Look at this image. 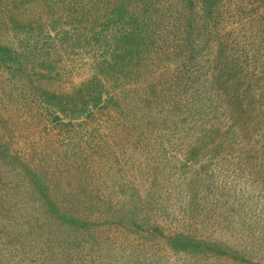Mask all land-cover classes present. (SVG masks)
<instances>
[{
	"label": "rangeland",
	"instance_id": "obj_1",
	"mask_svg": "<svg viewBox=\"0 0 264 264\" xmlns=\"http://www.w3.org/2000/svg\"><path fill=\"white\" fill-rule=\"evenodd\" d=\"M240 2L219 0L218 33L159 29L113 90L100 50L57 41L50 64L28 56L47 79L0 67V264H264V30ZM38 5L0 42L20 46ZM93 77L89 117L37 102Z\"/></svg>",
	"mask_w": 264,
	"mask_h": 264
},
{
	"label": "trees",
	"instance_id": "obj_2",
	"mask_svg": "<svg viewBox=\"0 0 264 264\" xmlns=\"http://www.w3.org/2000/svg\"><path fill=\"white\" fill-rule=\"evenodd\" d=\"M223 1H231L234 5L238 3V0ZM240 1L244 7L260 9L255 24L264 30V0ZM218 2L219 0H0V26L12 24L17 31L20 28V32L18 19L26 13L28 7L40 3L42 10L37 19L27 24L28 29H22L26 35L19 43L20 46L13 48L0 42V67L13 81L15 78L24 81L28 79L32 83V76L37 80L47 79L50 77L49 73L33 72L35 66L28 56L30 54L36 59L41 55L39 57L43 56L46 62L57 41L60 53L65 45L72 47L73 51L100 50L98 69L104 75H109L108 81L113 90L116 87L113 85L127 79V69L135 68L130 70L135 74L146 64L145 55L148 56L150 49L155 51L154 47L158 46L159 29H172L178 41L190 39L196 30L199 36L203 28L206 30L204 32L214 30L218 33L222 23V15L218 19L221 13L217 12ZM167 3L168 6L165 7ZM54 28L56 33L53 37L50 32ZM179 35H185V38L178 39ZM50 71L49 66L47 72ZM104 93L101 80L93 77L70 93L55 95L40 89L37 102L40 105L46 104L49 116L56 110L73 120L78 116H91L93 107L102 104ZM238 110L244 114V110ZM0 148L3 151L7 146L0 144Z\"/></svg>",
	"mask_w": 264,
	"mask_h": 264
}]
</instances>
